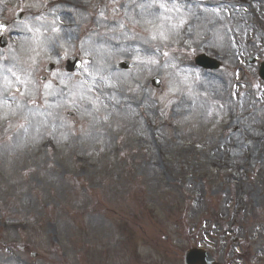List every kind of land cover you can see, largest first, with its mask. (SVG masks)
Listing matches in <instances>:
<instances>
[{
    "label": "rangeland",
    "instance_id": "obj_1",
    "mask_svg": "<svg viewBox=\"0 0 264 264\" xmlns=\"http://www.w3.org/2000/svg\"><path fill=\"white\" fill-rule=\"evenodd\" d=\"M28 1L10 4L26 39L0 52V264H115L116 234L136 235L121 264H180L184 213L264 206V85L248 62L264 43L243 0ZM78 52L88 65L65 75Z\"/></svg>",
    "mask_w": 264,
    "mask_h": 264
},
{
    "label": "flooded vegetation",
    "instance_id": "obj_2",
    "mask_svg": "<svg viewBox=\"0 0 264 264\" xmlns=\"http://www.w3.org/2000/svg\"><path fill=\"white\" fill-rule=\"evenodd\" d=\"M260 215L262 217L251 218L246 215L238 219L234 212H206L205 216L198 212L184 213L179 219L182 224L179 231L182 234L176 249L179 251L180 264H187V253L200 247H207L209 253L194 254V264H203V261L204 264H264V215ZM190 216L194 218L191 219ZM146 223L149 226L153 225V222L147 220L137 222L136 225L139 224L141 226L139 229L144 231ZM230 234H234L235 237L230 239ZM134 236L136 235L129 236L126 242ZM261 240L263 244L258 247L257 244ZM165 242L169 247L173 246L168 238ZM156 244L159 245L157 242ZM120 247L121 244L112 248L116 253L115 264H121L124 259L137 261L135 245L131 244L130 249ZM208 258L211 260L210 263L207 261ZM141 264L159 262L146 261Z\"/></svg>",
    "mask_w": 264,
    "mask_h": 264
},
{
    "label": "bare ground",
    "instance_id": "obj_3",
    "mask_svg": "<svg viewBox=\"0 0 264 264\" xmlns=\"http://www.w3.org/2000/svg\"><path fill=\"white\" fill-rule=\"evenodd\" d=\"M239 135L242 136V135H243V132L241 131V132L239 133Z\"/></svg>",
    "mask_w": 264,
    "mask_h": 264
}]
</instances>
